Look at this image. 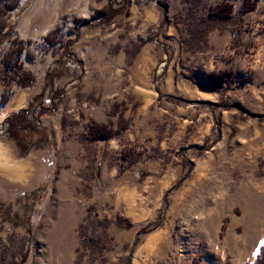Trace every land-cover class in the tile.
<instances>
[{
  "label": "rangeland",
  "instance_id": "1",
  "mask_svg": "<svg viewBox=\"0 0 264 264\" xmlns=\"http://www.w3.org/2000/svg\"><path fill=\"white\" fill-rule=\"evenodd\" d=\"M225 1L232 15L191 36L188 9L198 20ZM104 4L21 0L10 18L0 68L22 40L34 82L11 83L0 106V264H253L264 243V0L242 15V0H117L111 20L79 26ZM219 69L229 73L211 77ZM29 105L39 132H20L32 145L22 154L3 122ZM92 122L110 136L88 140ZM78 230L100 239L93 254Z\"/></svg>",
  "mask_w": 264,
  "mask_h": 264
},
{
  "label": "trees",
  "instance_id": "2",
  "mask_svg": "<svg viewBox=\"0 0 264 264\" xmlns=\"http://www.w3.org/2000/svg\"><path fill=\"white\" fill-rule=\"evenodd\" d=\"M121 1L126 2L128 0ZM242 1L243 7H241V9L239 10L240 15L246 13L247 11L253 10L258 0H252L250 1L251 3L249 2V0ZM20 2L21 0H0V45L5 40H7L11 34L12 24L10 22V18L12 17V15L16 14L21 9ZM116 3L117 0H105V4L102 6V8L94 11L88 19H81L79 26L92 25L93 23L100 24L103 22H108L123 8V5H121L122 2L119 7H114ZM233 7V3L229 1L221 2L211 7L208 13L205 16L200 17V19L198 20H196V17L192 16L193 14H191L190 10L188 9L184 16L186 29L191 33V36L196 35L195 37H199L201 30L203 31L205 28L204 22H211V19L220 20L224 18H229L232 15ZM202 18L204 19L201 20ZM193 26L196 28V30L193 28ZM197 39L199 38H196V42ZM45 40H49V34L46 36ZM196 42L195 44L198 43ZM23 51V41L13 39L12 47H10V49L4 54L2 58L0 74L4 81V88L2 93L0 94V106L5 105L11 97V92L9 89V85L11 83H14L17 87H28L34 82V78L31 73L23 69L21 61V55ZM26 55L29 56L28 53H26ZM228 73L229 70L223 69L219 70L215 74H212L211 77L223 78V76ZM40 114L41 113L39 112V115ZM3 123L5 125V130L8 136L14 139L16 144L21 148L22 154L26 153L32 145H26L21 140L19 136L20 132H23L24 130H29L34 133L39 132V128L37 126V119L30 112V105L27 108L19 111L18 113L7 117ZM110 134L111 129L107 127L106 124L92 122L88 125L86 136L90 141H98L108 138ZM125 155L126 157L124 159H127L129 161L134 159H130V153ZM79 228L82 229L81 224ZM78 234L80 239L79 245L83 246L86 250L93 254L98 249L96 247L98 246V241L100 239L98 238L96 239V241H93L91 239L93 238L92 236L86 238L83 230H78ZM253 264H264V243L259 247V254Z\"/></svg>",
  "mask_w": 264,
  "mask_h": 264
},
{
  "label": "crops",
  "instance_id": "3",
  "mask_svg": "<svg viewBox=\"0 0 264 264\" xmlns=\"http://www.w3.org/2000/svg\"><path fill=\"white\" fill-rule=\"evenodd\" d=\"M147 70H148V66L145 64V66L143 67V71H144V73H145V75H146V72H147ZM220 70V69H219ZM219 70H217V71H219ZM147 76H145V78H146ZM169 81H170V79L168 78L167 79V83H169ZM211 80H209V82H210ZM144 84L147 86V79L144 81ZM223 83H221V85H222ZM220 89V88H219ZM140 90H144V88H141ZM146 90V89H145ZM193 91V93L194 94H196L197 96H200V97H205L204 99H206V98H211L212 97V95L210 94V92H209V90L208 89H199V88H197V87H195V89L194 90H192Z\"/></svg>",
  "mask_w": 264,
  "mask_h": 264
},
{
  "label": "bare ground",
  "instance_id": "4",
  "mask_svg": "<svg viewBox=\"0 0 264 264\" xmlns=\"http://www.w3.org/2000/svg\"><path fill=\"white\" fill-rule=\"evenodd\" d=\"M2 161V160H1ZM3 172V171H2ZM3 174V173H2ZM7 176H8V174H7Z\"/></svg>",
  "mask_w": 264,
  "mask_h": 264
}]
</instances>
